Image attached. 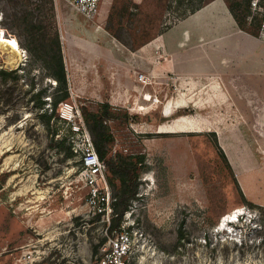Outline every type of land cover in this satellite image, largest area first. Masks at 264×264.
I'll use <instances>...</instances> for the list:
<instances>
[{"label": "rangeland", "instance_id": "1", "mask_svg": "<svg viewBox=\"0 0 264 264\" xmlns=\"http://www.w3.org/2000/svg\"><path fill=\"white\" fill-rule=\"evenodd\" d=\"M203 1L101 0L104 10L90 19L69 0H0V28L22 52L14 65L0 44V264L94 263L111 232L86 202L89 186L79 170L91 137L85 113L108 102L95 92L111 60L106 39L133 55L134 78L140 61L129 49H144ZM245 4L227 0L261 45L251 62L243 49L213 54L228 64L230 93L221 107H185L164 117L153 108L164 98L148 92V110L133 103V93L124 104L108 102L116 114L106 120V157L141 160L120 219L133 237L128 264H264V0ZM60 9L70 18L66 31ZM56 40L66 83L54 76ZM115 56L124 59L123 52ZM177 114L195 121L192 131L155 130ZM105 164L117 197L118 173Z\"/></svg>", "mask_w": 264, "mask_h": 264}, {"label": "crops", "instance_id": "2", "mask_svg": "<svg viewBox=\"0 0 264 264\" xmlns=\"http://www.w3.org/2000/svg\"><path fill=\"white\" fill-rule=\"evenodd\" d=\"M102 9L104 10L101 8L98 15ZM58 18L63 31H66V23L70 20L68 13L60 9ZM106 40L112 55L111 60L109 57L105 74L98 75L100 81L95 90L96 94L102 97L106 95L108 102L113 105L124 104L132 93L135 95L133 103H147L142 97L145 92H148L150 97L162 96L164 100L161 105L155 103L156 107L154 105L153 108L159 107L164 117L171 116L175 110L185 107L196 110L211 104L221 107L228 101L230 93L228 75L224 74L228 64L221 58L216 60L213 54H235L238 49H243L246 55L250 56L248 57L251 62L261 45L258 36L240 28L225 0H204L158 33L152 43L144 49L138 47L134 52L129 49L131 54L138 56L135 58L140 63L135 64L138 67L136 69L148 78L145 81L137 76H129V70L135 66L130 64L134 57L124 51L126 47L120 42L118 45L116 39ZM121 52L124 53V59L115 56ZM149 102L147 105L138 103L136 106L148 110ZM177 115V118H172L171 121L157 122L155 130L192 131V123L195 121L187 120L184 114ZM199 123L202 130L207 129L206 123ZM161 124L172 128L185 125L187 128L160 131Z\"/></svg>", "mask_w": 264, "mask_h": 264}, {"label": "built area", "instance_id": "3", "mask_svg": "<svg viewBox=\"0 0 264 264\" xmlns=\"http://www.w3.org/2000/svg\"><path fill=\"white\" fill-rule=\"evenodd\" d=\"M75 8L87 18H93L99 13L101 0H69ZM138 79L145 81L148 78L141 72ZM106 164L100 158L89 137L88 144L82 153V164L79 178L89 186L86 202L92 205L93 212L110 223V218L117 215L114 210L116 197L111 195L106 182ZM108 223V224H109ZM133 247L132 232L127 226L119 225L111 230V234L99 247L93 264H128Z\"/></svg>", "mask_w": 264, "mask_h": 264}, {"label": "trees", "instance_id": "4", "mask_svg": "<svg viewBox=\"0 0 264 264\" xmlns=\"http://www.w3.org/2000/svg\"><path fill=\"white\" fill-rule=\"evenodd\" d=\"M227 3V0H225ZM249 1L246 0V8L249 7ZM232 15L234 16L236 22L240 26V28L250 32L254 35H257V30H251L246 28L242 24L243 17L240 16L236 10L228 5ZM30 34L34 35L33 31H29ZM56 44L59 47L57 53V59L55 62L57 63L58 67L54 71V76L56 80L59 82L66 83V72L63 65V54L60 49V44L58 40H56ZM116 112L111 109L110 104L107 101H99L98 107L95 110H90L85 113V118L87 122V127L89 133L91 135L92 141L94 146L97 150V153L100 158L106 161L108 167L113 171L118 173V177L121 183L120 192L117 194L116 200L114 202V210L117 212V215L112 217L111 222L108 224L107 229L111 232L113 228H116L120 225V219L123 211L127 208V203L130 197H132L135 193L136 189V180H135V168L136 163L141 160L137 161H128L125 159H120L119 161H115L111 157H106L107 147L106 143L110 139V132H109V125L107 124V118L114 116ZM125 116L129 119H133V114L125 113Z\"/></svg>", "mask_w": 264, "mask_h": 264}, {"label": "bare ground", "instance_id": "5", "mask_svg": "<svg viewBox=\"0 0 264 264\" xmlns=\"http://www.w3.org/2000/svg\"><path fill=\"white\" fill-rule=\"evenodd\" d=\"M0 44L4 45L7 49L11 51L12 56H10V61L12 62V64L16 65L22 56V52L19 47L20 45L16 41V38L7 35L4 29L0 28Z\"/></svg>", "mask_w": 264, "mask_h": 264}]
</instances>
